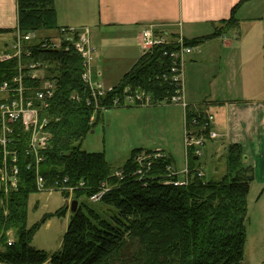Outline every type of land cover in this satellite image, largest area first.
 <instances>
[{
  "label": "trees",
  "instance_id": "1",
  "mask_svg": "<svg viewBox=\"0 0 264 264\" xmlns=\"http://www.w3.org/2000/svg\"><path fill=\"white\" fill-rule=\"evenodd\" d=\"M16 3L17 30L21 34L58 30L53 0H16ZM236 9L229 19L214 28L212 35L184 39L185 46L198 47L237 28ZM167 49L155 47L141 55L119 82L97 99L99 108L95 109L90 91L81 79L80 56L71 48L66 50L65 45L58 49H43L40 44L32 46L28 60L41 64L43 80L55 85L46 112L50 121L49 141L40 152L39 175L46 189H63L65 199L70 197L67 189L74 188L72 200L78 206L70 215L56 253L49 257L30 246L40 227L39 224L27 227L28 200L37 193L36 175L27 169L29 161L23 156L28 136L15 130L20 139L19 180L16 191L7 196L0 194V264H240L243 261L247 196L254 173L244 167L241 147H228L227 175L220 182H206L195 175L194 148H191L188 162L191 178L186 185L177 187L172 181L179 179L166 171L172 161L167 155L154 159L138 175L135 158L143 152L151 153L149 150H133L124 165L115 171L102 153L81 149L82 140L104 109L133 107L125 105L128 94L142 91L151 97L153 106L172 95L173 87L162 79L169 68V60L163 56ZM15 67V60L0 62V81L9 80L16 73ZM27 86L36 88L37 84L29 82ZM206 122L202 111L187 109L188 125L204 136H208L210 129L203 128ZM116 173L121 175L117 177ZM103 189L107 191L100 199L91 202L90 197ZM66 210L64 206L56 214L64 215ZM8 231H12L13 237L10 246Z\"/></svg>",
  "mask_w": 264,
  "mask_h": 264
},
{
  "label": "crops",
  "instance_id": "2",
  "mask_svg": "<svg viewBox=\"0 0 264 264\" xmlns=\"http://www.w3.org/2000/svg\"><path fill=\"white\" fill-rule=\"evenodd\" d=\"M53 1L57 28L88 29L90 44L95 51L93 41L100 44L106 41V36L117 37L114 41L124 47L134 49V46L129 45L132 42L136 45L137 52L132 56L128 53L125 59L118 60V65L112 70L105 65L106 61L103 62L96 76L111 82L106 85L109 88L115 86L139 60L142 30L156 26L170 34H181L185 40L209 37L214 28L229 19L232 10L237 7L235 17L238 26L230 31H238L235 35L227 33L215 37L195 48V52L190 48L186 57L205 54L207 49L210 55L214 50L218 55L227 52L230 74L226 83L230 86L229 92L203 104L215 112L207 115L213 117L212 126L218 129L219 133L215 134L223 140V146L228 148L236 145L241 147L244 154L246 151L249 162L251 158L253 163L250 167L255 181L260 180L255 169L258 159L264 157V0ZM17 27L16 0H0V31H9L0 33V43L4 45L0 56L12 54ZM243 29L246 30L244 35L241 32ZM230 36L235 40H230ZM11 38V44L8 45L6 40ZM47 38L58 41L60 37ZM206 45L210 46L205 48ZM112 80L118 82L112 83ZM195 104L199 103L190 102L189 105ZM192 110L198 111L195 108Z\"/></svg>",
  "mask_w": 264,
  "mask_h": 264
},
{
  "label": "rangeland",
  "instance_id": "3",
  "mask_svg": "<svg viewBox=\"0 0 264 264\" xmlns=\"http://www.w3.org/2000/svg\"><path fill=\"white\" fill-rule=\"evenodd\" d=\"M237 32L229 33L235 35ZM241 32L244 35L246 30L243 29ZM34 35L35 39L32 40V44L45 39V36L53 38L59 36L58 33L55 34V31H42ZM116 38L106 36V41L100 44H97V41L95 44L92 40V45L96 47V51L95 49L93 51L92 61L93 79L100 83L103 82L105 87L111 82H105L103 77L97 78L96 76L103 62L106 61L105 65H108V68L112 70L118 65V60L125 59L128 53L132 56L137 52L133 42L129 45L134 46V49H131L119 45L114 41ZM229 38L235 40L232 36ZM11 41L12 38L6 40V43L10 45ZM200 46L192 47L193 51L195 52L197 50L195 48ZM207 46L210 45H206L205 48ZM3 49L4 45L0 43V51ZM227 57V52L218 55L215 50L210 55L208 49L205 54L185 56V102L186 104L199 103L188 104V110L195 108L203 111L206 115L215 113L210 110L211 108L208 110L203 103L214 99L215 96L229 92L230 86L226 83L227 76L230 74ZM116 82L118 80H112V83ZM230 90L233 91L234 88L231 87ZM212 132L219 133L218 129L213 127L209 129L208 136H204L192 125H188L187 109L178 104L104 109L91 132L82 140L81 149L88 153H102L107 163L115 171L124 165L135 149L162 151L164 155L171 158L172 169L177 174V178L182 181L185 177L183 171L188 168L189 154L191 153V149L189 150L187 147L186 137L187 134H192L189 136L192 140L203 142L195 147L199 151L197 159L193 160L195 169L202 172L204 181L220 182L227 175L226 153L228 148L223 146V140L220 138H210L209 135ZM247 156L245 151L243 165L251 168L253 163L251 158L249 162ZM255 172L260 180L255 181L253 175L254 181L250 185L247 196L246 241L243 261L240 264H264V157L258 159ZM72 199V195L65 199L59 191L37 192L29 197L27 227L40 225L30 244L33 249L45 252L49 257L58 251L71 215L68 207H70V202L74 201ZM66 201L68 207L65 214L58 216L56 211L66 206ZM43 218H46L44 222H42ZM11 232L8 231L9 234ZM7 236L10 237L11 234H7Z\"/></svg>",
  "mask_w": 264,
  "mask_h": 264
},
{
  "label": "built area",
  "instance_id": "4",
  "mask_svg": "<svg viewBox=\"0 0 264 264\" xmlns=\"http://www.w3.org/2000/svg\"><path fill=\"white\" fill-rule=\"evenodd\" d=\"M58 34L60 37L58 41L43 40L38 44L43 49H58L65 45L66 50L71 48L80 56L83 67L81 79L90 91V97L95 102V109L99 108L96 103L97 99L104 97L112 88L105 87L102 83L93 79L92 61L94 49L90 44L89 30L60 28ZM34 39L35 35L33 33L21 34L17 31L12 54L0 56V62L16 61V73L9 80L0 81V194L3 196L16 191L18 187V145H20V139L19 136L17 137L18 134L15 133L17 129L21 130L23 135L27 134L28 136L23 156L25 159L28 158L27 160L29 161L27 169L34 171L36 175L37 192L52 193L53 191H63V189H46L43 179L39 175V164L42 161L40 152L46 148L49 141L47 127L50 121L46 112L50 107L55 85L51 81L43 80L44 67L41 64L28 60L32 52L33 44L31 42ZM139 47L141 55L151 52L155 47L168 48L163 53V56L169 60V68L162 76V79L173 87V92L161 104H178L188 109L189 105L186 104L184 95V63L185 56L190 49L185 46L182 35L170 34L160 27L150 26L142 30ZM29 82L36 83L37 87L27 86ZM125 92L127 93L128 90ZM87 104L89 105L91 102L87 101ZM125 105L151 107L153 102L148 94L137 91L126 96ZM93 120L94 116L91 117V121ZM206 120L207 122L203 128H212L213 117L206 116ZM193 124H196V121H193ZM190 135L187 134L186 137L187 147L189 150L194 148L193 154L198 157L199 151L195 147L203 144V142L196 139H193V141L189 137ZM209 136L212 139L218 138L214 132ZM163 155L161 151H154L151 153L143 152L136 156L135 161L138 165L136 173L140 175L142 170L148 168L154 159ZM166 171L172 178L177 177L172 166L167 167ZM190 172L186 168L183 171L184 180H174L172 185L176 187L186 185L191 178ZM120 175V173H116L117 177ZM195 175L198 178H203V174L199 170L195 172ZM82 185L80 184L79 186ZM67 191L72 195L74 188L70 187ZM106 191V189H103L100 193L91 196L90 201L97 202ZM12 243L13 237L10 236L7 239V245L10 246Z\"/></svg>",
  "mask_w": 264,
  "mask_h": 264
},
{
  "label": "water",
  "instance_id": "5",
  "mask_svg": "<svg viewBox=\"0 0 264 264\" xmlns=\"http://www.w3.org/2000/svg\"><path fill=\"white\" fill-rule=\"evenodd\" d=\"M244 160H246V159L244 158ZM77 206H78L77 201H72V202L70 203V213H71V214H74V213L76 212V210H77Z\"/></svg>",
  "mask_w": 264,
  "mask_h": 264
}]
</instances>
